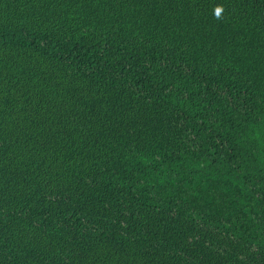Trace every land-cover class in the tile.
I'll use <instances>...</instances> for the list:
<instances>
[{"label":"trees","instance_id":"trees-1","mask_svg":"<svg viewBox=\"0 0 264 264\" xmlns=\"http://www.w3.org/2000/svg\"><path fill=\"white\" fill-rule=\"evenodd\" d=\"M0 264H264V0H0Z\"/></svg>","mask_w":264,"mask_h":264},{"label":"clouds","instance_id":"clouds-1","mask_svg":"<svg viewBox=\"0 0 264 264\" xmlns=\"http://www.w3.org/2000/svg\"><path fill=\"white\" fill-rule=\"evenodd\" d=\"M222 11H223V7L222 6H217L215 8V13L214 14H215V17L217 19H220L221 18Z\"/></svg>","mask_w":264,"mask_h":264}]
</instances>
